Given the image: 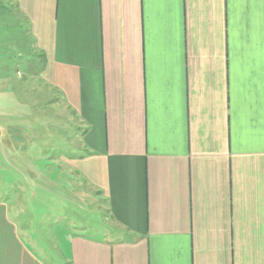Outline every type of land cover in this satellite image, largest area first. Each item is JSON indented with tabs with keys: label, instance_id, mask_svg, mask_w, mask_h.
Here are the masks:
<instances>
[{
	"label": "crops",
	"instance_id": "crops-1",
	"mask_svg": "<svg viewBox=\"0 0 264 264\" xmlns=\"http://www.w3.org/2000/svg\"><path fill=\"white\" fill-rule=\"evenodd\" d=\"M4 2L0 264H264V0Z\"/></svg>",
	"mask_w": 264,
	"mask_h": 264
},
{
	"label": "rangeland",
	"instance_id": "rangeland-1",
	"mask_svg": "<svg viewBox=\"0 0 264 264\" xmlns=\"http://www.w3.org/2000/svg\"><path fill=\"white\" fill-rule=\"evenodd\" d=\"M5 3L4 0L3 2H0V4ZM8 23H7V21ZM17 19V16L12 13V12H5L0 10V29H3V36H0V50L4 51L7 53L6 57H1L0 56V67H8V68H15L16 66L19 67L22 71H27L28 73H30V69L38 70L39 72L42 71L43 67H44V62L41 61L40 58H37L36 56H33L32 54H28L30 52H26L23 51L22 52V57H19V53L16 52V47L14 45V40L15 38H17V42H19V36L20 34H23L24 29L22 28H17L14 26H9L10 24H14V21ZM7 24V25H4ZM8 30L11 31L12 33H9L8 35V40L10 41L9 44H11V50H6V47L8 44L7 41H2V38L4 37V31ZM21 41V40H20ZM14 46V47H13ZM8 51V52H7ZM4 55V53H3ZM15 56V57H14ZM33 68H32V67ZM7 73L6 68L4 70H2V72L0 74L4 75L2 77H11V74H8V76H5V74ZM41 78V75H40ZM42 79V78H41ZM42 83L43 80H40ZM39 83V84H42ZM39 88L40 85H39ZM45 92V91H42ZM16 93H18L16 91ZM3 124V123H2ZM42 124H39V126ZM50 193V192H49ZM46 191L43 190H39V195H38V200H37V204H38V210H39V217H42L39 222L44 221L45 219V214L47 211V207L52 206V204H54V206H57V203H54L51 199H50V194ZM48 200L50 201V203H48ZM60 207H62L64 204H66L63 201L58 202ZM33 206L36 208V206L33 204ZM46 208V210H45ZM45 210V211H43ZM56 212H62L61 209H59L58 207H56L55 209ZM104 210L102 211H96V210H92V208L89 205H85V210H79L77 208V206H73L71 205V221L68 219L66 220L67 224H70L71 227V231L72 232H77V231H86L87 235H90L92 237L99 235L98 229H102L104 230V226H101L102 222V218H104ZM42 215V216H41ZM76 221V223H75ZM100 222H102L100 224Z\"/></svg>",
	"mask_w": 264,
	"mask_h": 264
}]
</instances>
